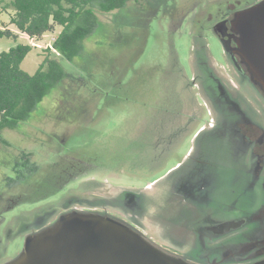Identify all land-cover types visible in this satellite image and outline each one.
Here are the masks:
<instances>
[{"label": "rangeland", "instance_id": "obj_1", "mask_svg": "<svg viewBox=\"0 0 264 264\" xmlns=\"http://www.w3.org/2000/svg\"><path fill=\"white\" fill-rule=\"evenodd\" d=\"M223 1L140 0L98 13V27L71 61L50 49L59 30L40 41L22 34L0 39V51L19 43L33 46L21 63L27 73H34L49 53L66 74L25 121L0 133V264L20 253L25 237L40 223L47 225L72 208L101 211L87 201L117 202L107 213L120 217L123 190L149 196L153 180L178 162L180 156L161 155L156 170L149 166L150 105L157 94L164 99L174 59L177 67L188 69L198 42L216 60L222 57L223 48L203 20ZM4 25L8 16L0 13V28ZM187 146L181 145L180 153ZM70 157L73 164L91 162L71 178L64 172ZM23 162L37 170L24 171ZM227 197L223 192L217 201ZM149 213L150 208L141 221L152 233L157 230Z\"/></svg>", "mask_w": 264, "mask_h": 264}, {"label": "flooded vegetation", "instance_id": "obj_2", "mask_svg": "<svg viewBox=\"0 0 264 264\" xmlns=\"http://www.w3.org/2000/svg\"><path fill=\"white\" fill-rule=\"evenodd\" d=\"M261 1L225 0L206 13L203 27L208 25L222 48L216 25L224 21L230 35L224 38L229 51L223 49L220 59L199 42L188 69L174 59L164 99L157 94L150 105L149 166L156 170L161 155L180 158L153 180L149 196L123 190V215H113L191 264H264V93L233 52L230 24L236 12ZM223 192L228 197L217 201ZM128 193L136 195L131 203ZM106 201L97 207L102 212L117 203ZM149 208L157 230L152 233L141 221Z\"/></svg>", "mask_w": 264, "mask_h": 264}, {"label": "water", "instance_id": "obj_3", "mask_svg": "<svg viewBox=\"0 0 264 264\" xmlns=\"http://www.w3.org/2000/svg\"><path fill=\"white\" fill-rule=\"evenodd\" d=\"M230 24L236 43L233 52L264 93V0L236 12ZM222 26L224 21L215 31L228 52L229 40L224 38L230 35ZM128 194L131 203L136 195ZM43 223L25 237L20 253L4 264H191L163 251L138 229L107 212L72 208L53 222Z\"/></svg>", "mask_w": 264, "mask_h": 264}, {"label": "trees", "instance_id": "obj_4", "mask_svg": "<svg viewBox=\"0 0 264 264\" xmlns=\"http://www.w3.org/2000/svg\"><path fill=\"white\" fill-rule=\"evenodd\" d=\"M140 0H0V13L8 16V25L0 28V39L16 40L19 34L40 41L44 35L55 33L50 49L58 56L71 61L83 53V42L98 27V13L119 10ZM11 11V12H10ZM14 27V30L9 28ZM33 46L17 44L0 51V133L6 128H15L25 121L43 98L65 77L61 64L48 53L37 70L29 74L21 63ZM2 139L0 138V142ZM29 156V155H27ZM76 158V157H75ZM78 159V158H77ZM73 158L65 165V173L73 178L87 170L90 160ZM24 171L35 172L37 167L23 162ZM19 165L15 164V169ZM90 167V166H89ZM17 173H22L16 170ZM21 176L17 177L19 181ZM43 195L40 193V196ZM17 203V198L16 202ZM80 203V202H79ZM90 206L107 204L104 199L87 201Z\"/></svg>", "mask_w": 264, "mask_h": 264}]
</instances>
